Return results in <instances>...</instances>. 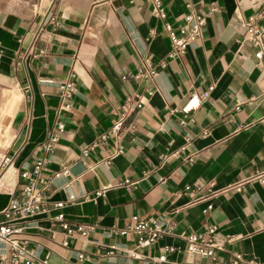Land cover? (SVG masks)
<instances>
[{
	"label": "crops",
	"instance_id": "0c3cea01",
	"mask_svg": "<svg viewBox=\"0 0 264 264\" xmlns=\"http://www.w3.org/2000/svg\"><path fill=\"white\" fill-rule=\"evenodd\" d=\"M161 5L165 18L149 0H0V221L22 171L38 159L47 176L68 169L52 178L46 207L22 218L33 264H124L126 249L133 264H264V182L234 187L264 171V65L243 26L264 28V0ZM189 11L205 16L202 33L170 58L169 30ZM72 73L73 107L59 113L58 85ZM128 97L142 106L124 109ZM126 179L134 185L96 195ZM134 215L161 218L168 233L137 246L136 233H120ZM63 223L92 229L66 235ZM210 224L223 249L189 253L179 234ZM168 246L167 262L156 261ZM0 264H12L1 241Z\"/></svg>",
	"mask_w": 264,
	"mask_h": 264
},
{
	"label": "built area",
	"instance_id": "2783aa9c",
	"mask_svg": "<svg viewBox=\"0 0 264 264\" xmlns=\"http://www.w3.org/2000/svg\"><path fill=\"white\" fill-rule=\"evenodd\" d=\"M154 7L158 16L165 18L166 14L161 5V0H149ZM205 24V16L201 12L189 11L184 15V22L179 27L178 31L169 30L172 49L169 53L170 58L182 55L188 47L201 35ZM246 29L247 39L254 48V54L258 64L264 65V28L260 27L254 19H250L243 23ZM163 65L167 62L163 61ZM143 73L142 70L139 71ZM149 75H155V69L151 68L145 71ZM76 91L75 74L61 81L58 85V112H68L73 107V96ZM264 93V88H263ZM141 107L142 102L138 99L128 97L124 104V109L129 106ZM122 121H117L113 128L119 130ZM64 130V123L60 120L57 121L56 127L49 133L47 140L43 143L44 147L48 150H53L55 144L58 142L59 133ZM107 140L106 135H102L92 146ZM48 170L46 161L38 159L31 171L25 170L21 172L23 179L20 185V195L18 198L13 199L9 205L2 211L5 217L4 221H0V241L3 242L9 249V259L12 264H33L35 255L29 248V240L26 237V230L28 228L26 221L22 218L32 216L46 207L48 200L46 192L50 186L52 178L61 174L66 175L68 169H63L54 172L51 176H47L45 172ZM248 180H257L264 182V171L254 174L250 179L239 181L234 185L236 190H241L243 184ZM134 185L133 181L128 179L120 181L116 184H108L96 191V195L102 196L106 191L115 186L131 187ZM205 192L212 196L216 193L213 188V183H210ZM56 207H62L63 202L58 201L54 203ZM211 208V206H209ZM62 215H60L61 217ZM62 227L66 235H86L92 226L77 225L72 228L69 224L63 223ZM134 232L138 235L137 246H148L157 241L158 238L168 233L161 218L142 219L138 215L132 217V223L120 233ZM179 236L187 243L186 250L194 255H201L204 257L215 258L216 251L223 249L224 240L219 236V227L216 224H210L203 232H181ZM66 243V242H65ZM129 260L124 264H133L132 260L137 258L138 255L135 249L125 250ZM175 247L168 246L159 257L155 258L156 261L167 262L166 252H174ZM80 255V258H83ZM241 259V255H237ZM177 264V263H173Z\"/></svg>",
	"mask_w": 264,
	"mask_h": 264
}]
</instances>
